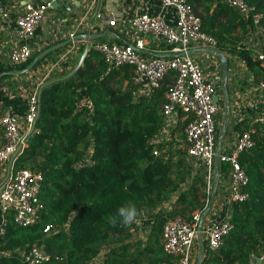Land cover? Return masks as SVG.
Segmentation results:
<instances>
[{
  "label": "trees",
  "instance_id": "obj_1",
  "mask_svg": "<svg viewBox=\"0 0 264 264\" xmlns=\"http://www.w3.org/2000/svg\"><path fill=\"white\" fill-rule=\"evenodd\" d=\"M246 1L255 6V12L263 13L259 24L245 19L224 0H188L202 19L203 31L217 38V49L227 58H239L260 83L264 66L253 48L241 45L257 27L264 35V0ZM79 51L83 55L85 45ZM54 52L34 69L46 64ZM36 55L20 65L0 62V73L21 70ZM135 76L134 65L110 67L103 55L91 48L70 77L43 88L37 120L40 131L29 136L14 168H29L43 175L44 208L38 222L30 226H19L12 212L5 213L8 222L6 232L0 235V264H25L23 252L41 245L51 258L40 264H176L164 250L166 222L179 215L189 220L197 209L203 219L211 212V202L206 206L204 175L194 174L186 150L184 130L193 117L179 110L170 140H157L165 126L162 107L166 93L176 74L168 73L158 87L143 93H139ZM11 77L0 76V117L5 114L1 102L4 80ZM245 130H250L255 140L240 156L249 176V197L232 206L234 226L225 243L216 250L206 246L197 264H264L253 262V255H262L264 241V126L257 122L242 132ZM3 143L0 126V145ZM228 169L227 164L220 165L222 174ZM175 195L174 205L161 209ZM124 205H135L139 213L160 207L145 236L135 237L136 232L145 230L136 223L128 227L111 223ZM98 257L102 261H94Z\"/></svg>",
  "mask_w": 264,
  "mask_h": 264
},
{
  "label": "built area",
  "instance_id": "obj_2",
  "mask_svg": "<svg viewBox=\"0 0 264 264\" xmlns=\"http://www.w3.org/2000/svg\"><path fill=\"white\" fill-rule=\"evenodd\" d=\"M59 1L61 0H45L37 4L28 3L26 10L17 15L18 44L10 53V64L20 65L32 57L34 52L31 40L36 37L49 8L54 2ZM104 1L106 0H90L95 8V18L102 17L101 7ZM161 1L163 7H172L176 10L175 23L169 22L161 14L143 12L131 19L132 30L138 34L134 42L99 41L92 42L89 46L91 40L84 38L87 43L85 52L91 48L99 51L110 67L116 68L124 64L134 65L136 68L135 82L146 83L149 88L158 87L168 73L176 74L173 87L166 93L167 100L162 107V113L165 115V126L168 127L175 125L179 110L193 117L184 130L186 150L189 159L197 161L203 167L208 194L206 206L210 204L209 197L214 191L215 179L222 174L220 165L222 163L228 165V171L223 174L227 176L228 181L224 204L220 209L222 216L214 220L203 219L201 210L197 209L189 220L179 215L170 218L164 225L165 252L176 259V264H193L199 239H202L211 250L220 248L234 226L231 222L232 206L234 203L248 199L249 176L241 165L240 156L255 144V140L251 131L245 130L237 135L228 149L218 151L216 116L220 106L215 102L214 96L223 84L224 76L221 70H216L212 76H208L205 66L192 54L194 47L217 49L218 40L203 31L202 19L195 14L188 0ZM224 1L236 8L245 19H253L255 24H259L263 17V13L255 12V6L246 0ZM11 13L12 4L8 1L0 2V15L9 18ZM108 22L113 26L117 24V20L113 17ZM89 27L93 28L94 24L89 23ZM73 35L74 33H71V36ZM149 36L160 38L166 45L171 46L166 49L167 56L146 58L143 55ZM241 46L253 48L254 56L264 66V35L260 27L251 31ZM257 85L262 94L261 103L257 104L259 112L253 123L259 122L264 126V81ZM40 89H36L28 96L25 129L21 128L20 120L15 114L5 113L0 117V126L4 132V143L0 145V172L1 168L4 170L0 178V209L2 212L0 235L6 232L8 222L6 212L10 211L14 214V221L19 226H30L38 222L44 208L41 200L43 175L29 168L15 171V164L10 168L11 161L17 152L22 153L28 145L29 134L32 131L33 133L40 131L37 127L40 115ZM216 157H218L217 166ZM49 230L50 225L46 228V231ZM260 257L264 262V241ZM22 258L25 264H40L48 261L51 255L41 245L24 251ZM158 264H170V262L164 261Z\"/></svg>",
  "mask_w": 264,
  "mask_h": 264
},
{
  "label": "crops",
  "instance_id": "obj_3",
  "mask_svg": "<svg viewBox=\"0 0 264 264\" xmlns=\"http://www.w3.org/2000/svg\"><path fill=\"white\" fill-rule=\"evenodd\" d=\"M4 1L12 4V13L9 18H4L0 15V62L5 66H10L12 65L10 64V53L18 44L16 34L17 15L26 10L28 3L37 4L45 0H0V2ZM79 1L61 0L56 3L55 7L49 8L36 37L31 40L34 53H40L49 47L50 44L54 45L68 38H75L87 33L102 34V37L92 39L89 46H91L92 42L99 41L134 42L138 34L132 30L131 19L143 12L161 14L172 23H175L177 18L176 10L172 7H163L161 0H106L102 3L101 18L94 17L95 8L91 5L90 0ZM63 2H66L71 9L59 5ZM112 17L117 20V24L114 26L108 22ZM89 23L94 24V27L90 28ZM71 33H74V35L71 36ZM147 40V48L143 52L146 58L168 55L166 53L167 45L162 39L149 36ZM69 44L71 45L68 47L63 46L57 49L43 66L37 69L32 68L22 74L12 75L11 78L4 80L5 87L1 95L4 111L5 113L15 114L20 120L21 128H26L25 119L29 94L49 82L69 76L79 65L83 56L80 54L79 48L83 45H85V48L87 47L86 40L77 38ZM192 54L205 66L208 76H212L216 70H221L223 73L224 62L227 61L228 63L227 77L224 78L223 84L216 94L217 103L220 106L219 113L216 116V141L218 151L222 152L231 146L237 135L246 126L253 124V120L259 112L257 104L261 103L262 92L258 88L257 82L253 80L251 72L236 56H228L227 58L218 49L212 50L200 46L194 47ZM242 68L245 72L239 71ZM139 86V93L149 89L146 83L139 84ZM168 128V126H165L164 131H167ZM164 131L161 132L162 136H164ZM171 137L172 135L170 134ZM190 161L194 165V174L204 175L202 165L195 160L190 159ZM198 170L200 171L198 172ZM3 171L1 168L0 178L4 174ZM227 181V176L223 174L218 176L217 180L215 179V195L212 200L210 199L211 212L207 216V220H214L222 216L220 209L224 204ZM176 198L177 195L169 202L163 204L161 209L173 206ZM159 208H147L140 213L136 224L144 227L145 230H141V233H137V235L145 236L149 231L148 227L154 220V213ZM203 246L206 247V243ZM202 252L199 244L195 248L193 264L200 262L201 257L199 254H202Z\"/></svg>",
  "mask_w": 264,
  "mask_h": 264
},
{
  "label": "water",
  "instance_id": "obj_4",
  "mask_svg": "<svg viewBox=\"0 0 264 264\" xmlns=\"http://www.w3.org/2000/svg\"><path fill=\"white\" fill-rule=\"evenodd\" d=\"M78 2H80V1L78 0ZM56 3L57 2H54L53 5H52V7H55L56 6ZM59 5L65 6L67 8H70L69 5L66 2H63V3L59 4ZM98 37H102V34H90V33H87V34H82V35H80L78 37H75V38H68L66 40H63V41H61L59 43H56L54 45H51V46L47 47L46 49L42 50L40 53H38L32 59V61L30 62V64L27 67H25L24 69H21V70H13V71H4V72L0 73V76H3V75H16V74H22L23 72H27L28 70H31L32 68H34V66L42 58H44L46 55H48L49 53H51L53 51H56L57 49L62 48L63 46H66L67 44L75 41L77 38H85L87 40H92V39H96ZM85 55H86V52H84V54L82 56V59H81L79 65L76 67V69L69 76H67V77H65L63 79H67L68 77H70L78 69V67L83 63L84 58H85ZM227 65H228V63H227V61H225L224 62V70H223V76H224V78L227 77ZM60 80H62V79H60ZM56 81H58V80L49 82V83L45 84L40 89V91H39V97H40V113H41V110H42V90H43V88L45 86L50 85V84H52V83H54ZM214 100H215V102H217V96L216 95L214 96ZM32 133H33V131L29 134V136L32 135ZM20 154H21V151L17 152V154L15 155V157L13 158V160L11 161L10 168L13 167V165L15 164L17 158L20 156ZM215 164L217 166V164H218V157H216V159H215ZM214 195H215V192H213L211 200L213 199ZM199 244L201 245V249L204 252L206 250V247L203 246L204 243H203V240L202 239H199ZM253 262L263 263L262 258L260 256H257V255H253Z\"/></svg>",
  "mask_w": 264,
  "mask_h": 264
},
{
  "label": "clouds",
  "instance_id": "obj_5",
  "mask_svg": "<svg viewBox=\"0 0 264 264\" xmlns=\"http://www.w3.org/2000/svg\"><path fill=\"white\" fill-rule=\"evenodd\" d=\"M140 215L135 205H124L118 208L117 213L111 219L113 225L128 227L133 223L138 222L137 218Z\"/></svg>",
  "mask_w": 264,
  "mask_h": 264
},
{
  "label": "rangeland",
  "instance_id": "obj_6",
  "mask_svg": "<svg viewBox=\"0 0 264 264\" xmlns=\"http://www.w3.org/2000/svg\"><path fill=\"white\" fill-rule=\"evenodd\" d=\"M239 71L242 72V71H244V69L242 68V69H240ZM244 72H245V71H244ZM242 80H243V79H242ZM169 129H170V130H169ZM164 130H165V129L163 128V131H164ZM168 130H169V134H168ZM168 130H167V131H164V136H162L161 133L158 134L157 137H156V139H157V140H159V139H161V140H168V138H170V134H171V132H170V131H171V127H169ZM163 131H162V132H163ZM166 136H167L168 138H167ZM159 137H162V138H159ZM169 140H170V139H169ZM199 171H200V170H198V172H199ZM137 236H138V235H137V232H136L135 237H137ZM94 261L100 262V261H102V260L98 257V258H96ZM263 263H264V262H263Z\"/></svg>",
  "mask_w": 264,
  "mask_h": 264
}]
</instances>
